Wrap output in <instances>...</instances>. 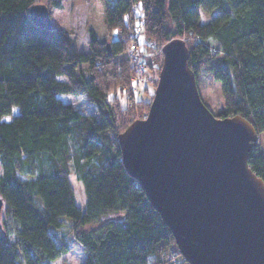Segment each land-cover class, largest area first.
<instances>
[{
	"label": "trees",
	"instance_id": "obj_1",
	"mask_svg": "<svg viewBox=\"0 0 264 264\" xmlns=\"http://www.w3.org/2000/svg\"><path fill=\"white\" fill-rule=\"evenodd\" d=\"M103 2L105 26L119 36L105 43L89 32L88 52L80 53L56 25L33 24L35 0H0V264H52L71 250L67 230L82 264H163L167 250L177 252L123 168L115 139L150 105L136 100L135 89L149 92L140 86L144 75L113 61L140 46L134 32L161 47L183 40L196 85L201 73L220 85L224 110L215 117L240 116L264 132V0ZM201 14L212 17L202 22ZM143 43L137 53L158 72ZM81 65L88 78L75 73ZM248 166L264 183V151L255 147ZM71 175L82 186L83 210Z\"/></svg>",
	"mask_w": 264,
	"mask_h": 264
},
{
	"label": "water",
	"instance_id": "obj_2",
	"mask_svg": "<svg viewBox=\"0 0 264 264\" xmlns=\"http://www.w3.org/2000/svg\"><path fill=\"white\" fill-rule=\"evenodd\" d=\"M28 14L56 28L47 6ZM161 54L146 117L117 137L122 166L186 264H264V183L248 166L258 135L244 118H216L202 103L183 40Z\"/></svg>",
	"mask_w": 264,
	"mask_h": 264
},
{
	"label": "rangeland",
	"instance_id": "obj_3",
	"mask_svg": "<svg viewBox=\"0 0 264 264\" xmlns=\"http://www.w3.org/2000/svg\"><path fill=\"white\" fill-rule=\"evenodd\" d=\"M35 0L36 4L47 5V9L49 12L50 20L53 24H55L59 29L63 32L67 33L68 36L74 41L76 49L80 53L88 52V35L89 32H93L100 42H109L115 41L118 38V33L115 30L109 31L104 23L105 19V7L103 0ZM212 15L206 16L201 14V21H208ZM201 22V23H202ZM142 38H138V43L140 46L136 47L137 49H142L143 41L148 45V53L149 59L147 62L154 61L157 64L162 63V54L160 45H154L150 41H146L144 39V35L140 32ZM132 46V44H131ZM127 61L130 66L133 67L131 61L127 57V53L117 56L114 58V63L119 64L121 62ZM160 61V62H159ZM159 67V71H160ZM158 72L148 71L147 67L143 72L138 73V75H144L145 81L142 82L141 85H147L149 90L144 93L141 88L135 89V93L137 94L136 100H141V98L145 101H149L151 103L154 95V90L158 81ZM146 72V73H144ZM76 74H82L86 78H88V71L86 65H81L75 71ZM155 84V88L153 89L151 86L153 83ZM197 90L200 96L202 103L207 107V109L216 116L219 112L224 110V101L220 92V85L216 83L212 76L206 73H201L197 79ZM153 92V93H152ZM141 97V98H138ZM116 99L120 104L121 108H125L124 111L127 113L130 111V101L128 96L124 99V96L120 95L119 91L117 92ZM147 113V112H146ZM142 116L146 115L145 112H141ZM116 142H117V138ZM261 151H264V132L260 133L257 138V145ZM70 185L72 187L75 203L76 205L83 210L84 209V194L83 189L80 183H78L74 176L71 175L69 177ZM2 214V211H1ZM0 214V215H1ZM67 235L66 241L71 246V250L64 257L56 260L52 264H82L85 259V255L82 250L73 242V239L70 233L65 232ZM167 250L160 261L163 264H184V260L179 254L178 250Z\"/></svg>",
	"mask_w": 264,
	"mask_h": 264
},
{
	"label": "built area",
	"instance_id": "obj_4",
	"mask_svg": "<svg viewBox=\"0 0 264 264\" xmlns=\"http://www.w3.org/2000/svg\"><path fill=\"white\" fill-rule=\"evenodd\" d=\"M133 35L137 39L140 37L139 32H134ZM126 53H127V57L129 58V60L131 61L132 65H133V68L137 71V73H141L144 71V69H146V65L144 64L140 55L137 53V48L135 46H133V45L128 46Z\"/></svg>",
	"mask_w": 264,
	"mask_h": 264
}]
</instances>
